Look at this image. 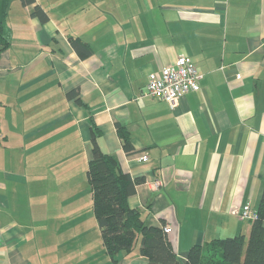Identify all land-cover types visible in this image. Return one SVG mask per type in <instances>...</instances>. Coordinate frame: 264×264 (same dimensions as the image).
<instances>
[{
	"label": "crops",
	"instance_id": "0c3cea01",
	"mask_svg": "<svg viewBox=\"0 0 264 264\" xmlns=\"http://www.w3.org/2000/svg\"><path fill=\"white\" fill-rule=\"evenodd\" d=\"M36 4L47 20L32 16ZM6 23L0 264H111L86 176L90 115L101 148L143 179L129 207L169 225L181 259L193 244L248 235L239 211L264 190V0H10ZM179 54L200 89L172 107L145 90L148 74ZM138 247L118 264H148Z\"/></svg>",
	"mask_w": 264,
	"mask_h": 264
},
{
	"label": "trees",
	"instance_id": "16d2710c",
	"mask_svg": "<svg viewBox=\"0 0 264 264\" xmlns=\"http://www.w3.org/2000/svg\"><path fill=\"white\" fill-rule=\"evenodd\" d=\"M21 2L30 4L34 0ZM9 8L10 0H0V54L10 45L5 28ZM31 14L41 22L48 19L47 12L39 4L34 6ZM70 42L80 54L91 53L89 45L79 38L72 37ZM89 121L91 158L86 176L102 244L114 264H118V253L131 254L136 244H139L138 252L148 258V264H264V190L256 207L257 217L247 236L216 237L204 244H193L185 259H181L168 232L146 224L139 210L129 207L128 196L135 191V184L143 179H131L121 170L116 158L98 143L101 131L91 115ZM117 133L124 149L129 150L131 143L127 129L117 125Z\"/></svg>",
	"mask_w": 264,
	"mask_h": 264
},
{
	"label": "built area",
	"instance_id": "2783aa9c",
	"mask_svg": "<svg viewBox=\"0 0 264 264\" xmlns=\"http://www.w3.org/2000/svg\"><path fill=\"white\" fill-rule=\"evenodd\" d=\"M200 78L201 74L191 58L188 55L179 54L172 63L148 74L145 95L164 100L173 107L183 94L200 89ZM140 159L147 161V153H142ZM160 184L159 180L154 181L156 187ZM239 217L252 221L257 217V212L249 203H245L239 211ZM163 230L170 232L171 227L164 225Z\"/></svg>",
	"mask_w": 264,
	"mask_h": 264
},
{
	"label": "rangeland",
	"instance_id": "374dc122",
	"mask_svg": "<svg viewBox=\"0 0 264 264\" xmlns=\"http://www.w3.org/2000/svg\"><path fill=\"white\" fill-rule=\"evenodd\" d=\"M252 207V206H251ZM253 208V207H252ZM255 210H256V208H254ZM247 221V220H246ZM253 221V220H252ZM252 221H250V222H252ZM100 241H101V239H100ZM101 243V242H100ZM102 245V244H101ZM111 264H114V262L111 260Z\"/></svg>",
	"mask_w": 264,
	"mask_h": 264
}]
</instances>
